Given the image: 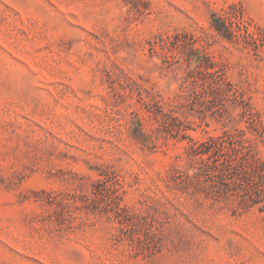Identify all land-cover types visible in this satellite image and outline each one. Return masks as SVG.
Segmentation results:
<instances>
[{"label":"rangeland","instance_id":"rangeland-1","mask_svg":"<svg viewBox=\"0 0 264 264\" xmlns=\"http://www.w3.org/2000/svg\"><path fill=\"white\" fill-rule=\"evenodd\" d=\"M0 264H264V0H0Z\"/></svg>","mask_w":264,"mask_h":264}]
</instances>
